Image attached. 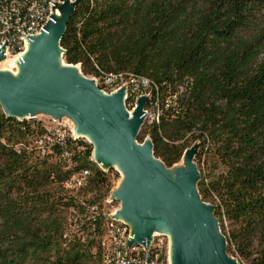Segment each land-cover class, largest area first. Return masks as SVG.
Returning a JSON list of instances; mask_svg holds the SVG:
<instances>
[{
  "label": "trees",
  "instance_id": "obj_1",
  "mask_svg": "<svg viewBox=\"0 0 264 264\" xmlns=\"http://www.w3.org/2000/svg\"><path fill=\"white\" fill-rule=\"evenodd\" d=\"M60 44L65 62L104 92L103 76L148 80L145 108L159 119L144 122L137 140L150 138L167 168L198 145L197 188L227 251L264 264V0H81ZM34 118L0 106V264H103L109 226L97 192L87 193L110 177L79 137L54 136L42 156L47 129ZM87 170L88 189H66ZM114 224L127 228L108 216Z\"/></svg>",
  "mask_w": 264,
  "mask_h": 264
},
{
  "label": "water",
  "instance_id": "obj_2",
  "mask_svg": "<svg viewBox=\"0 0 264 264\" xmlns=\"http://www.w3.org/2000/svg\"><path fill=\"white\" fill-rule=\"evenodd\" d=\"M81 0H63L28 49L19 57L18 73L0 70V106L7 116L70 119L75 134L89 138L93 160L105 170L122 174L113 193L120 209L114 217L131 229L128 246L149 248L155 234L170 241V264H239L227 251V240L215 217V207L201 199L200 172L195 163L198 145L187 149L183 165L167 168L154 156L150 138L137 140L146 119L148 97L130 113L125 87L103 93L85 77L80 65L65 62L61 39ZM6 60L4 48L0 63Z\"/></svg>",
  "mask_w": 264,
  "mask_h": 264
},
{
  "label": "built area",
  "instance_id": "obj_3",
  "mask_svg": "<svg viewBox=\"0 0 264 264\" xmlns=\"http://www.w3.org/2000/svg\"><path fill=\"white\" fill-rule=\"evenodd\" d=\"M74 2V0H71ZM63 3V0H0V52L4 48L6 59L19 58L28 48V39L37 36L44 29L45 25L55 13L57 4ZM101 81L109 82V88L112 90V83H119L120 89L125 87V98L128 96L134 98L133 109L139 97L146 96L143 92L148 88L149 82L142 77L129 75L124 78H117V75L103 76ZM117 92V91H113ZM132 109V110H133ZM146 119L150 118L158 121L159 112H155V107L145 108ZM47 133L38 141V149L42 156L46 155L52 141H45L49 134L55 137H63L57 127H48ZM73 138H78L74 134ZM90 172H78L73 174L64 184L67 190L76 194L84 190L89 184ZM97 210L96 207L91 208ZM115 213H103L106 219V226H109V233L103 236V264H167L160 244H150L149 248L143 245H131L130 248H123V235H120V227L108 225V216H114ZM112 239L122 240V253L118 255L110 254V244Z\"/></svg>",
  "mask_w": 264,
  "mask_h": 264
},
{
  "label": "rangeland",
  "instance_id": "obj_4",
  "mask_svg": "<svg viewBox=\"0 0 264 264\" xmlns=\"http://www.w3.org/2000/svg\"><path fill=\"white\" fill-rule=\"evenodd\" d=\"M12 59H16V58L15 57L14 58L12 57L10 59H6V60L2 61L0 63V70H2V71H5V70H15V67L13 66L12 61H11ZM87 78L94 80L95 83L97 84V82L95 80L96 78H94L92 76L91 77H88L87 76ZM114 88L115 87L113 86L112 89H114ZM99 89H100V87H99ZM104 93L107 94V92H104ZM126 107H127V110L129 112H132L133 107L130 109L129 108V105H127V103H126ZM34 120L40 121L43 125H47L48 127H51V128L52 127L59 128L60 133L63 136H65V135H73L74 134L76 137H79V139H83L87 143H90L87 138L82 137V136H78V135L75 134V125L68 118H63L62 120L57 121V120H53L52 118H50L48 116H45V115L40 114V115L36 116L34 118ZM145 122L147 123V125H150L151 119L150 118H147V119H145ZM53 137H54L53 134H51V135L49 134V136L45 138V141H49L50 139H51L50 141H52ZM91 158L93 159V152H92V157ZM202 160H203V163H204V161L205 162L208 161L207 158H205V157H203ZM195 163L197 164L196 161H195ZM182 165H183V159L181 160L180 163H178L177 165H175L171 169H173L175 167H178V166H182ZM105 171L108 173V175L110 177L109 184H107V185H105L103 187H100L99 188V191H97V190H95V189L92 188V189H90V192L87 193V191H83V193L86 192L87 193V196H91V195H95L96 192H97V196H98L97 203H99L101 205V212L106 213V214L107 213H116L120 209L121 205H120V202L113 200L112 195L120 187L123 176H122V174L119 171L116 172L115 169H113L111 171H109V170H105ZM86 189H88V188H86ZM91 190H92V192H91ZM206 203L209 204V205H212L209 202H206ZM71 213L73 215H71L70 218H73L74 221H76L77 215L72 210H71ZM225 226H226V230H227V236H229L228 233L230 231V228L228 227L229 226L228 223L225 222ZM74 228L75 227H73V226L71 227V233H73V234L76 232V230ZM220 229H221V227H220ZM159 235L160 236L158 238H155V240H157V243H159V244L161 243V250L163 251L164 256L167 259V264H170L169 252H168V240H167L168 239L167 238L168 236L167 235H164V234H159ZM228 254L231 257H233V259H236L239 264H248L245 259H243V258L240 257V255L236 251L234 245L232 246V249L228 252Z\"/></svg>",
  "mask_w": 264,
  "mask_h": 264
},
{
  "label": "bare ground",
  "instance_id": "obj_5",
  "mask_svg": "<svg viewBox=\"0 0 264 264\" xmlns=\"http://www.w3.org/2000/svg\"><path fill=\"white\" fill-rule=\"evenodd\" d=\"M57 15L60 16V14H57ZM27 49L25 50V52L23 53V55L26 53ZM11 61H12L13 66L15 67V70H9V71H11L13 75H17L18 68H19L18 67L19 58L12 59ZM104 83L106 85V91L105 92H107V94H112L113 93L112 91H115V90L118 91V90H120V85H118V84L112 83V88H113V86L115 88L111 90V88H109V82L104 81ZM97 85H98V83H97ZM101 91L104 93L103 90H101ZM125 100H126V98H125ZM155 112H158V111H155ZM87 139H88V141H90L89 138H87ZM115 171L118 172L117 169H115ZM82 172H87V171H82ZM109 219L110 220H113V221H118V222L122 223L124 226H126L128 228L127 229V228L122 227L121 225L118 226V225H115L114 224V227H120V235H123V248H130V246H128V242L131 239V229L128 226V224H126L125 222H123V221H121L119 219H116L114 216H109ZM159 236L160 235L158 233L155 234L153 236V239L151 241V244H159V243H157V240H155V238H158ZM167 240H168V252H169V260H170V241H169V238ZM120 253H122V240L121 239H112V243L110 244V254L111 255H118ZM164 258L166 259L165 256H164Z\"/></svg>",
  "mask_w": 264,
  "mask_h": 264
}]
</instances>
